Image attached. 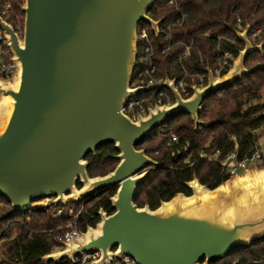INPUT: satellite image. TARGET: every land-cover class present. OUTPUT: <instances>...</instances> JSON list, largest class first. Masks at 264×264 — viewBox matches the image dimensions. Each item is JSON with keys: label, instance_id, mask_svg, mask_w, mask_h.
Instances as JSON below:
<instances>
[{"label": "water", "instance_id": "obj_1", "mask_svg": "<svg viewBox=\"0 0 264 264\" xmlns=\"http://www.w3.org/2000/svg\"><path fill=\"white\" fill-rule=\"evenodd\" d=\"M159 0H25L23 36L0 17V29L17 64L13 81L0 82V197L11 209L0 220L26 214L51 198L53 206L79 204L116 187L113 213L97 211L99 222L79 240L41 261L74 263L98 252L91 264L131 258L136 264H215L264 242V164L214 189L196 177L151 210L134 203L138 187L159 163L137 147L158 128L188 115L195 129L202 104L249 74L247 58L264 49L248 38L252 25L233 30L243 44L232 67L215 79L207 66L206 85L191 86L183 98L175 79L164 86L174 99L134 121L122 112L128 98L149 91L132 88L141 23L157 38L162 20L148 13ZM113 145L118 161L105 176L88 175L87 156ZM78 184L80 187H78Z\"/></svg>", "mask_w": 264, "mask_h": 264}, {"label": "trees", "instance_id": "obj_2", "mask_svg": "<svg viewBox=\"0 0 264 264\" xmlns=\"http://www.w3.org/2000/svg\"><path fill=\"white\" fill-rule=\"evenodd\" d=\"M168 1L159 0L148 13L152 19L163 21L157 38L150 26L142 23L155 53L157 76L163 79H178L185 72L206 75L207 66L212 71L216 68L215 62L220 51L230 52L235 58L243 49V44L236 39L233 30H240L246 24L252 25L253 30H264V0H177L174 6H170ZM24 2L0 0V9L6 4L11 7L9 23L13 27L19 17L24 16L21 12ZM142 27L139 25V29ZM187 48V55L183 56ZM163 50L166 51L163 53ZM141 53L142 44L138 43V64L132 82L139 79L143 72V66L139 64ZM245 66L249 71L247 76L232 87L210 95L202 104L199 120L210 126L195 129L191 118L183 114L158 128L137 147L144 149L150 158L160 164L150 170L136 191L134 203L139 208L147 205L155 210L161 202L169 201L176 194L190 196L184 184L193 177L208 189H214L228 180L219 165L198 160L200 154L218 151L220 157L224 158L237 146L238 158H242L252 151L258 140L256 132L264 127V103L250 105L260 101L264 91V49L251 54ZM148 95L150 93H144L140 97ZM171 134L178 137L179 144L186 140L191 143L188 153L190 162H194L192 167L184 162L183 156H171V151L166 148ZM116 154L113 145H108L98 149L94 155H88V175L94 178L112 172L118 164L112 158ZM116 190V187L110 188L73 205L78 208L84 204L87 210V214L78 221L77 228L80 231L85 232L88 226H96L100 208L108 214L113 213L109 199ZM0 202L3 204L0 206L2 216L11 207L1 197ZM63 222L64 219L52 218L50 212L34 205L30 206L26 214L0 220V251L6 259L0 264H41L43 256L57 251L58 244L54 237L61 232L55 230ZM58 264L74 263L63 261ZM215 264H264V242L237 251Z\"/></svg>", "mask_w": 264, "mask_h": 264}, {"label": "built area", "instance_id": "obj_3", "mask_svg": "<svg viewBox=\"0 0 264 264\" xmlns=\"http://www.w3.org/2000/svg\"><path fill=\"white\" fill-rule=\"evenodd\" d=\"M176 2L177 0H169L168 4L174 6ZM11 15L12 11L9 4H6L0 9V17H2L5 22L9 23ZM22 22L24 23V16L19 17L16 26L13 27L20 39L23 36ZM238 23L241 24L240 19H238ZM240 30H243V28ZM263 35V29H251L248 38L253 45H257L264 41L262 39ZM137 42L142 44V53L139 57V64L143 66V72L139 79L131 83V87L148 88L149 91L146 93H150V95L141 98L140 94L127 99L122 112L134 121L138 116H146L148 110L153 109L154 106H170L174 103L172 95L164 86L165 79L157 76V66L154 62L155 53L148 32L144 27L140 29L138 28ZM188 49L189 48H187L183 56L187 55ZM165 51L166 50H163V53ZM234 60L235 58L230 52L220 51L215 62L216 68L212 71L214 78L217 79L223 75L224 71L227 72L232 67ZM137 64L138 63L136 62V65ZM17 70V64L14 61L9 43L5 39L3 31L0 29V82L9 83L13 81ZM206 79L207 75L201 73L189 74L185 72L181 78H175V88L183 98H188L191 95L190 87L197 86L198 88H202L206 85ZM190 146L191 143L187 140L179 144V139L175 134H171L166 143V148L171 151L172 157L183 156L184 162L189 163V166L192 167L194 162H190V155L188 153ZM220 156L221 154L218 151L211 154L203 153L199 155L198 160L216 163L221 167L223 174L228 179L244 175L252 166L264 164V139L257 140L252 151L249 154L244 155L242 158H238L237 146L228 156L224 158H221ZM52 200L53 199L51 198L45 199L44 204L40 208H43L46 212H50L52 218L64 219L63 225L57 227L61 233L54 237V240L58 244V249L56 251L58 252L64 250V244L72 243L81 238L83 232L77 228V224L80 218L87 214V210L85 209L84 204H81L78 208H75L73 206L74 204L53 206L51 204ZM51 207H54V210H51ZM99 257L100 253L98 252L82 253L79 257L74 259V264H91L92 262L97 261ZM41 264H45V262L41 261ZM110 264H136V262L129 257L122 256L119 260L113 258V261Z\"/></svg>", "mask_w": 264, "mask_h": 264}, {"label": "rangeland", "instance_id": "obj_4", "mask_svg": "<svg viewBox=\"0 0 264 264\" xmlns=\"http://www.w3.org/2000/svg\"><path fill=\"white\" fill-rule=\"evenodd\" d=\"M140 25H141V27L143 26L142 23ZM260 103H264V91L262 93V98L260 100ZM44 201H45V199L44 200L37 201V202L33 203L32 205H34V207H38L39 208V207H41L44 204ZM0 206H3V204L1 202H0ZM62 225H63V223L62 224H59V226H62ZM55 231L57 232V231H59V229L56 228ZM58 235L59 234H57L55 236H58ZM5 260L6 259H5L4 255H3V253L0 251V262H5Z\"/></svg>", "mask_w": 264, "mask_h": 264}, {"label": "crops", "instance_id": "obj_5", "mask_svg": "<svg viewBox=\"0 0 264 264\" xmlns=\"http://www.w3.org/2000/svg\"><path fill=\"white\" fill-rule=\"evenodd\" d=\"M251 104H263V103H260V101H254L253 103H250ZM257 138L258 140H263L264 139V127L259 129L257 132Z\"/></svg>", "mask_w": 264, "mask_h": 264}]
</instances>
